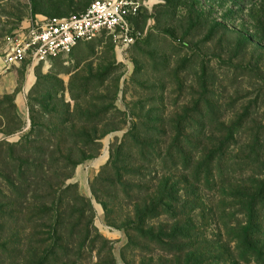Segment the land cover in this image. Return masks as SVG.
Segmentation results:
<instances>
[{
  "label": "rangeland",
  "instance_id": "obj_1",
  "mask_svg": "<svg viewBox=\"0 0 264 264\" xmlns=\"http://www.w3.org/2000/svg\"><path fill=\"white\" fill-rule=\"evenodd\" d=\"M89 2L0 0V264H23L38 229L56 222L55 208L60 222L74 215L73 223L90 224L109 241L101 262L110 251L116 264H184V253L168 252L175 220L184 217L162 205L175 212L192 200L182 161L197 160L200 115L209 118L212 101L226 110L239 39L252 43L247 53L264 67V0H141L131 18L139 35L129 46L104 34L43 63L3 68L1 56L21 27L80 14ZM260 102L256 118L264 124ZM239 109L225 112L227 122ZM166 179L174 190L167 200ZM155 206L145 225L163 246L132 227L138 209ZM192 219L187 226L198 236ZM204 231L207 258L199 264H214L218 230L207 224ZM98 260L94 250L87 264Z\"/></svg>",
  "mask_w": 264,
  "mask_h": 264
},
{
  "label": "trees",
  "instance_id": "obj_2",
  "mask_svg": "<svg viewBox=\"0 0 264 264\" xmlns=\"http://www.w3.org/2000/svg\"><path fill=\"white\" fill-rule=\"evenodd\" d=\"M213 33L212 30V36ZM250 46L252 43L247 39L237 41L238 50H234L230 59L238 60V63L230 61L228 83L223 90V96L228 93L226 110L222 112V106L212 101L209 118L200 115L202 127L197 134L200 143L197 160L188 157L181 160L185 181L193 190L191 196L186 192L192 198L191 202H182L181 210L175 212L167 203L162 205L168 213L169 210L173 214L181 213L184 218L179 221L185 219L186 224L182 227L175 220L179 226L173 227L169 236L171 244H168V252L172 253L173 247L176 252L184 253V264H199L207 258L204 253L209 242L204 231L207 224H214L218 230L212 235L214 264H264V124L256 118L262 105L260 101L264 100V67L255 63L254 56L247 53ZM206 76L207 70L203 67L204 95L208 92ZM244 86L248 90L239 94L238 88ZM232 89L235 97L230 96ZM86 90H89L88 86ZM217 94L218 90L212 89V96ZM246 99L249 102L242 106L241 101ZM228 109L240 110L229 122L225 116ZM207 121L211 128L206 126ZM162 182L167 195L165 199L174 198V190L171 184L168 185L171 181ZM156 207L138 209L132 227L142 238L162 245L161 234L147 232L145 225L148 219L155 217ZM58 211L55 208L52 212L56 221L52 226L38 229L35 236L39 239L31 245L23 264H87L91 262L94 250L100 260L109 241L94 234L90 224L73 223L74 215L69 216V222H60L62 216ZM192 218L196 220L198 236L194 227L187 226V223L194 225ZM97 264H116L112 252L109 251L106 259Z\"/></svg>",
  "mask_w": 264,
  "mask_h": 264
},
{
  "label": "built area",
  "instance_id": "obj_3",
  "mask_svg": "<svg viewBox=\"0 0 264 264\" xmlns=\"http://www.w3.org/2000/svg\"><path fill=\"white\" fill-rule=\"evenodd\" d=\"M142 5L141 0H92L80 14L32 20L10 40L1 56L2 66L9 70L24 60L40 64L103 34L129 46L139 35L131 18L139 14Z\"/></svg>",
  "mask_w": 264,
  "mask_h": 264
},
{
  "label": "crops",
  "instance_id": "obj_4",
  "mask_svg": "<svg viewBox=\"0 0 264 264\" xmlns=\"http://www.w3.org/2000/svg\"><path fill=\"white\" fill-rule=\"evenodd\" d=\"M91 1H92V0H91ZM91 1H90V2H91ZM89 4H90V3H89ZM40 19H41V18H40Z\"/></svg>",
  "mask_w": 264,
  "mask_h": 264
}]
</instances>
